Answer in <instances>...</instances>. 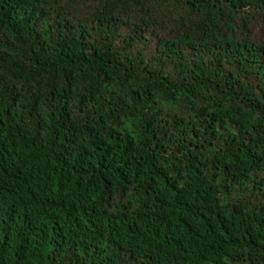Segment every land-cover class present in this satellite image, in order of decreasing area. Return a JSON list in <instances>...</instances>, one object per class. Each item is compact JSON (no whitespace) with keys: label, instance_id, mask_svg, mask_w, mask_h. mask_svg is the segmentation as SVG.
<instances>
[{"label":"trees","instance_id":"16d2710c","mask_svg":"<svg viewBox=\"0 0 264 264\" xmlns=\"http://www.w3.org/2000/svg\"><path fill=\"white\" fill-rule=\"evenodd\" d=\"M255 20L264 0H0V264H264Z\"/></svg>","mask_w":264,"mask_h":264},{"label":"rangeland","instance_id":"374dc122","mask_svg":"<svg viewBox=\"0 0 264 264\" xmlns=\"http://www.w3.org/2000/svg\"><path fill=\"white\" fill-rule=\"evenodd\" d=\"M254 37H259V38H264V21L261 20H255L254 21ZM150 33H146L148 39H147V51L148 49L151 50L153 45H154V37L153 35H151V31H149Z\"/></svg>","mask_w":264,"mask_h":264}]
</instances>
